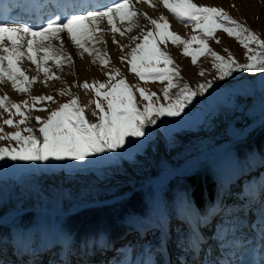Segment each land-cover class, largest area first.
Segmentation results:
<instances>
[{
  "label": "rangeland",
  "instance_id": "1",
  "mask_svg": "<svg viewBox=\"0 0 264 264\" xmlns=\"http://www.w3.org/2000/svg\"><path fill=\"white\" fill-rule=\"evenodd\" d=\"M88 1L93 5L92 1ZM193 2L198 5L223 7L233 18L246 23L251 30L264 39V0H193ZM138 5L142 12H146L154 19H158L161 15L166 16L171 25L170 30L184 39L199 35V30H194L191 24L185 26L167 8L159 4L158 0L155 8L145 3ZM55 14L56 12L53 13ZM138 22L144 31L152 28L143 16L138 17ZM117 26L121 30L128 27L127 22L118 23ZM142 28L125 32L124 36L116 33L115 38L118 43H113L111 32L102 34L103 42H92V46L100 49L102 53H107L111 60L107 67L102 65L99 59L93 63V57L87 53L81 57L74 45L71 65L63 62L62 67H56L52 61H49L52 71L59 79L46 81L43 73H40L37 82L31 86L30 92L31 96L51 95L55 102H36L30 113L26 108L22 110L33 118L40 116L46 119L50 111L58 109L62 103L69 102L73 96L79 97L81 106L101 99L96 97L93 89H84L82 85L85 81L89 84L93 81H106L108 77L105 73L111 71L113 67L121 69L130 85H138L150 92H155L163 103L162 89L166 82L164 84L159 81L145 83L130 72L127 60L121 62L120 59L131 50L129 47L121 51L120 45L134 47L136 42H133L131 37L140 35ZM100 35L97 33V36ZM216 38L219 39V43L216 39L208 41L214 51L227 57L229 53L225 49H228L239 62L247 63L246 49L234 37L228 36L221 30L216 33ZM192 47L196 48L198 45L193 44ZM161 48L169 53L180 66L181 76L192 85L205 79H212L217 74L210 55L199 57L197 64L194 65L190 56L183 55L182 44L176 45L168 41L162 44ZM22 67L27 70L29 77L37 76L36 65L31 61L25 59ZM201 70L205 71L204 77L199 75ZM256 78H258L257 83H252V80ZM246 79L249 81V88L242 84V81ZM217 82L219 85L209 89L205 96L197 97L193 104L185 109L182 117L162 118L158 121V127L153 130V135L146 132L144 137L129 138V142L123 149L96 154L86 158L85 161L39 162L9 159L0 161V208L3 204L11 202L16 204L17 209L0 218V223L12 224L18 216L28 213L25 206L30 199L34 204L37 202L35 206H30L35 207L38 214L35 226L27 232H16L17 242L22 249L16 255L9 252V258L13 263L111 264L116 251L127 253L130 246L137 241L146 244L145 256L148 253L159 252L163 259L162 264H209V261L222 262L226 256H231L233 261L253 258L259 261L264 239L259 234L258 224L255 225L252 210L264 199V177L262 176L264 159L253 157L248 162H238L233 146L247 138L255 129L264 126V73H236L227 80H217ZM61 89L66 93L70 91L71 95L61 96L59 94ZM5 93L11 101L17 103L30 99L28 93L21 94L15 91L10 82L0 84V96ZM137 98L139 99L138 96ZM101 102L106 107V101ZM92 109H95L94 104ZM96 111L98 114L92 116L91 110L85 109V117L92 122H97L99 112ZM0 112L3 110L0 109ZM8 118V114L3 113L0 123ZM12 118L19 120L21 117ZM185 118L187 120L183 123H176ZM246 123H248L246 126H242ZM253 124L258 126L245 133ZM4 131L14 132L16 129L4 125ZM222 139L224 140L219 142ZM8 143L7 140L0 141V145H8ZM11 143L15 146L16 142ZM193 160L195 162L189 164L187 171L176 177L173 176L163 194L167 192L170 182L174 179L190 176L199 169L209 167L220 177V180H224L225 183L228 181L229 184L227 191L221 194L219 200L206 214H199L190 205L183 190L176 191L174 202H166L162 200L163 194L157 198L152 185L153 180L165 173L178 170ZM127 187H133L134 190L151 189L153 207L150 219L130 221L128 243L124 247L122 245L103 246L100 251L95 252L96 254L86 257L82 255L79 259H74L72 256L57 258L61 256L59 248L63 246L67 251L68 245L72 244L71 236L58 224L56 225L57 219L67 218L68 215L93 206H102L104 203L109 205L118 203L126 197L122 195L121 189ZM65 204L69 207L68 211H65ZM230 207L234 210L231 215L227 214ZM257 211L258 219H260V208ZM232 215L239 218L238 231L237 229L226 231L221 228L222 231L220 230L221 232L216 235V221H222ZM178 221L186 224L191 232L188 252L183 254L176 252L172 242L173 225ZM235 232L242 246L232 248L230 242L234 239ZM35 234L41 237V248L39 252L34 248L30 252L27 247L35 239ZM56 254L57 257H55Z\"/></svg>",
  "mask_w": 264,
  "mask_h": 264
},
{
  "label": "snow or ice",
  "instance_id": "2",
  "mask_svg": "<svg viewBox=\"0 0 264 264\" xmlns=\"http://www.w3.org/2000/svg\"><path fill=\"white\" fill-rule=\"evenodd\" d=\"M139 3L155 8L157 0H119L111 6H96L95 10H89L92 5L88 0H82L64 6L39 26L29 25L25 20H17L15 17L22 16L29 7L43 10L46 5L42 3L0 7V84L10 82L15 91L28 93L30 96V99L20 103L11 101L6 93L0 96V109L3 110L0 117L3 113L9 116L0 123V141H9L8 145H0V161H85L96 154L123 149L129 138L144 137L146 130L157 125L162 118L182 117L185 109L197 97L205 96L217 80H227L236 73H264V39L246 23L233 18L223 7L198 5L193 0H158L185 26L191 24L194 30H199V35L184 39L170 30L171 25L166 16L154 19L136 7ZM139 16H143L152 28L144 31L138 22ZM125 22L128 27L121 30L117 24ZM101 25L105 27L102 28ZM134 28H142L141 34L131 37L136 42L134 47L120 45L121 51L131 48L130 52L121 56V62L127 60L130 72L145 83L166 82L162 89L163 103L155 92L130 85L121 69L113 67L105 73L108 77L106 81H93L91 84L85 81L82 85L84 89H93L96 97L101 99L81 106L79 97L73 96L69 102L50 111L46 119L40 116L33 118L22 110L26 108L30 113L36 102H55L51 95L31 96L30 90L40 73H43L46 81L59 79L52 71L49 61L56 67H62L63 62L69 65L73 63L72 54L64 46L66 40L79 50L81 57L87 53L93 57V63L99 59L107 67L111 63L107 53L92 46V42H103L102 34L111 32L113 43H118L116 33L124 36L125 32H131ZM221 30L234 37L246 49L247 63L239 62L228 49H225L229 53L225 57L209 46L210 39L220 42L216 33ZM97 33L101 35L97 36ZM168 41L176 45L182 44L183 55L190 56L194 65L199 57L210 55L216 76L195 85L190 84L181 76L180 66L161 48ZM193 44L198 47L193 48ZM25 59L36 65L37 76L29 77L27 70L22 67ZM199 75L204 77L205 71L201 70ZM105 89L107 90L102 91ZM59 94L71 95L70 91L66 93L63 89ZM102 100L106 101V107ZM93 104L95 109H92ZM85 109H90L92 116H96L98 110V121L87 119ZM14 116L21 118L14 120ZM185 120L187 119H180L176 123H183ZM4 125L14 127L16 131L5 132ZM12 141L16 142L15 146ZM260 212L258 228L264 239V199L260 201ZM230 243L232 248L242 246L237 240V232ZM230 257L226 256L222 262L209 261V264H264V247L259 261L254 258L233 261Z\"/></svg>",
  "mask_w": 264,
  "mask_h": 264
},
{
  "label": "trees",
  "instance_id": "3",
  "mask_svg": "<svg viewBox=\"0 0 264 264\" xmlns=\"http://www.w3.org/2000/svg\"><path fill=\"white\" fill-rule=\"evenodd\" d=\"M247 124H242V126ZM223 140H219V142ZM233 152L238 162H248L253 157L264 159V126L255 129L247 138L237 142L233 146ZM247 166L249 167V165ZM262 176L264 177V174ZM228 184V181L225 183L224 180H220V177L212 169L204 167L190 176L176 178L171 181L169 189L162 195V200L174 202L176 191L181 189L186 193L190 205L199 214H206L214 203L219 200L221 194L227 191ZM121 190L122 195H126V197L118 203L93 206L68 215L67 218L59 217L57 219L56 225L58 224L65 233L71 236L72 244L68 245L67 251L64 250L63 246L59 248L61 256L57 257L56 254L55 257L72 256L74 259H79L82 255L86 257L87 255L96 254L95 252L100 251L103 246H123L128 243L129 230L131 229L130 221L132 219L141 221L151 218V210L153 209L151 202L152 190L148 188L134 190L133 187ZM36 203L34 204L30 199L28 205L25 206L28 213L18 216L12 224L0 223V264H15L9 258V252L16 255L22 249L20 243L17 242L16 232H27L35 226L38 214L35 207L30 206H35ZM15 207V203L7 202L3 204L0 208V218L13 210H17ZM258 208H260V202L252 210L255 225L259 224ZM68 209L69 207L66 205L65 211H68ZM233 211V208L230 207L227 214L230 213L231 215ZM238 219V217L232 215L222 221H216V235L223 229L235 231L240 222ZM230 221L233 222L230 223ZM190 236V229L182 221H178L173 225L172 242L177 253L188 252ZM34 237L35 239L30 242L27 249L29 248L28 251L31 252L34 248L39 252L42 240L37 234ZM145 247L146 244L137 241L127 253L123 254L121 251H116L111 264H162V256L159 252L148 253L145 256Z\"/></svg>",
  "mask_w": 264,
  "mask_h": 264
},
{
  "label": "bare ground",
  "instance_id": "4",
  "mask_svg": "<svg viewBox=\"0 0 264 264\" xmlns=\"http://www.w3.org/2000/svg\"><path fill=\"white\" fill-rule=\"evenodd\" d=\"M90 1L93 2V5L91 4L92 7L89 10H95L96 6L103 8V7L111 6L114 2H119V0H90ZM78 2H82V0H0V7H7L9 5H12V6L30 5L31 6V5H35L38 3H42L46 5V7L43 10L39 8H35V7H29L27 11L22 14V16L15 17V19L17 20H21V19L25 20L29 25L35 24L39 26V25H43L50 16H54L53 13L55 12L57 13L64 6L69 5V4H75ZM145 6H142V7H145ZM136 7L139 8V5L137 4ZM64 46L69 53L73 54L72 49L74 48L71 42L66 40ZM257 81H258V78L252 80V83L256 84ZM242 84L246 88H249V81L247 79L243 80ZM217 85H219V83L216 81L213 87ZM158 125H159V122H157V125L155 126H150L146 130V132L148 134L150 133L149 135H153V130H155L158 127ZM257 125L258 124H253V126L249 127L245 133H248L249 131L253 130V128H255ZM193 162H195V160H193L192 162L186 163V165H183V167L178 170L170 171L168 173L163 174L161 177L153 180L152 185L154 186L157 198L161 197V195L163 194L165 190V187H167L169 181L173 179V176L176 177V175H179L180 173L187 171L188 168L190 167L189 164ZM202 235L204 236V232L202 233ZM176 262L178 263L179 261H176Z\"/></svg>",
  "mask_w": 264,
  "mask_h": 264
},
{
  "label": "water",
  "instance_id": "5",
  "mask_svg": "<svg viewBox=\"0 0 264 264\" xmlns=\"http://www.w3.org/2000/svg\"><path fill=\"white\" fill-rule=\"evenodd\" d=\"M257 126H258V125H257ZM104 205H109V204L104 203Z\"/></svg>",
  "mask_w": 264,
  "mask_h": 264
}]
</instances>
